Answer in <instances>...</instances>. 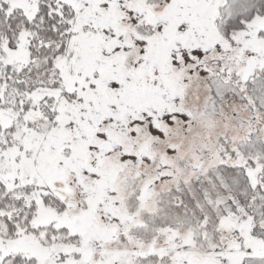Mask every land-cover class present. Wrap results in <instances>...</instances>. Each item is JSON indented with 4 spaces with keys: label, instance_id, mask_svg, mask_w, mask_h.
<instances>
[{
    "label": "snow or ice",
    "instance_id": "1",
    "mask_svg": "<svg viewBox=\"0 0 264 264\" xmlns=\"http://www.w3.org/2000/svg\"><path fill=\"white\" fill-rule=\"evenodd\" d=\"M0 264H264V0H0Z\"/></svg>",
    "mask_w": 264,
    "mask_h": 264
}]
</instances>
